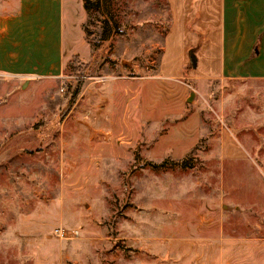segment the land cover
<instances>
[{"label":"rangeland","instance_id":"1","mask_svg":"<svg viewBox=\"0 0 264 264\" xmlns=\"http://www.w3.org/2000/svg\"><path fill=\"white\" fill-rule=\"evenodd\" d=\"M71 6L59 77L0 74V264H264V81L161 69L168 0Z\"/></svg>","mask_w":264,"mask_h":264},{"label":"crops","instance_id":"2","mask_svg":"<svg viewBox=\"0 0 264 264\" xmlns=\"http://www.w3.org/2000/svg\"><path fill=\"white\" fill-rule=\"evenodd\" d=\"M73 0H11L0 11V74L25 78L59 77ZM181 44L167 66L179 77L194 64L193 77L203 88L214 80L264 81V0H168ZM264 117V102L261 107ZM202 125L197 128L200 132ZM221 127L219 139L228 158L243 159L247 150Z\"/></svg>","mask_w":264,"mask_h":264},{"label":"trees","instance_id":"3","mask_svg":"<svg viewBox=\"0 0 264 264\" xmlns=\"http://www.w3.org/2000/svg\"><path fill=\"white\" fill-rule=\"evenodd\" d=\"M99 3V2H98ZM85 8H88V4L85 3ZM108 31V30H107ZM119 32V30H117ZM78 93V90H76L74 93H73V96H75L76 94Z\"/></svg>","mask_w":264,"mask_h":264},{"label":"built area","instance_id":"4","mask_svg":"<svg viewBox=\"0 0 264 264\" xmlns=\"http://www.w3.org/2000/svg\"><path fill=\"white\" fill-rule=\"evenodd\" d=\"M56 232L59 233V234H61V235L64 234L63 230H61V229H58Z\"/></svg>","mask_w":264,"mask_h":264},{"label":"water","instance_id":"5","mask_svg":"<svg viewBox=\"0 0 264 264\" xmlns=\"http://www.w3.org/2000/svg\"><path fill=\"white\" fill-rule=\"evenodd\" d=\"M193 100V94L188 98V101H192Z\"/></svg>","mask_w":264,"mask_h":264}]
</instances>
